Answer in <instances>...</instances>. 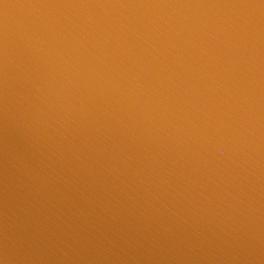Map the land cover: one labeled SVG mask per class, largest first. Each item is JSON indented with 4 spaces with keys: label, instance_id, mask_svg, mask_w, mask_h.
<instances>
[{
    "label": "water",
    "instance_id": "water-1",
    "mask_svg": "<svg viewBox=\"0 0 264 264\" xmlns=\"http://www.w3.org/2000/svg\"><path fill=\"white\" fill-rule=\"evenodd\" d=\"M0 264H264V0H0Z\"/></svg>",
    "mask_w": 264,
    "mask_h": 264
}]
</instances>
